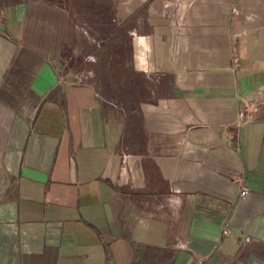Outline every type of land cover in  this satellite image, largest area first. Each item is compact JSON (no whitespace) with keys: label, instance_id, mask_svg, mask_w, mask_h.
Wrapping results in <instances>:
<instances>
[{"label":"crops","instance_id":"obj_1","mask_svg":"<svg viewBox=\"0 0 264 264\" xmlns=\"http://www.w3.org/2000/svg\"><path fill=\"white\" fill-rule=\"evenodd\" d=\"M0 12V264H264V0Z\"/></svg>","mask_w":264,"mask_h":264},{"label":"rangeland","instance_id":"obj_2","mask_svg":"<svg viewBox=\"0 0 264 264\" xmlns=\"http://www.w3.org/2000/svg\"><path fill=\"white\" fill-rule=\"evenodd\" d=\"M3 19H4V16L0 12V22ZM79 28H80L79 29L80 36L82 35L85 37L80 38L81 39L80 43H76L73 41V43L75 44V50L74 51L71 52V51H69L70 49H68L66 64H65V67H63L65 69V72L68 71V69L69 70L71 69L70 73H73L72 70H73V67L76 63L80 64L81 68H84V67L87 68L88 61H90L92 64H94L96 62L95 65H97L98 59L100 58L99 56L98 57L94 56V52L96 50V46H97L98 41L97 40L95 42L90 41L91 33H90L89 29H87L88 27L81 26ZM87 37L89 39H87ZM70 38H71V36H70ZM89 54L92 56L90 57ZM84 59H85L86 65L84 63Z\"/></svg>","mask_w":264,"mask_h":264},{"label":"built area","instance_id":"obj_3","mask_svg":"<svg viewBox=\"0 0 264 264\" xmlns=\"http://www.w3.org/2000/svg\"><path fill=\"white\" fill-rule=\"evenodd\" d=\"M248 194V191L243 187L241 190V196H246Z\"/></svg>","mask_w":264,"mask_h":264}]
</instances>
